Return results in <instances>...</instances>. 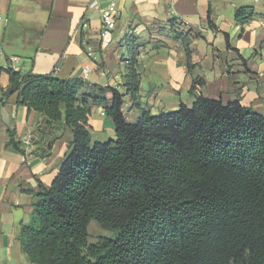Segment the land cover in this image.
Wrapping results in <instances>:
<instances>
[{
	"label": "trees",
	"instance_id": "1",
	"mask_svg": "<svg viewBox=\"0 0 264 264\" xmlns=\"http://www.w3.org/2000/svg\"><path fill=\"white\" fill-rule=\"evenodd\" d=\"M257 16L239 7L237 21ZM193 67L191 30L171 21ZM133 36V35H132ZM130 36L125 85L138 103L140 45ZM18 103L74 138L51 186L41 185L20 238L35 264H264V115L239 100L198 94L173 112L123 111L125 93L81 78L7 69ZM204 84L202 78L193 81ZM112 97L107 96V91ZM89 98L92 99L89 102ZM103 105L116 138L92 142L89 116ZM140 106V105H139ZM49 138L43 154L51 149ZM10 145L20 148L15 133ZM98 222L113 236L90 242Z\"/></svg>",
	"mask_w": 264,
	"mask_h": 264
},
{
	"label": "crops",
	"instance_id": "2",
	"mask_svg": "<svg viewBox=\"0 0 264 264\" xmlns=\"http://www.w3.org/2000/svg\"><path fill=\"white\" fill-rule=\"evenodd\" d=\"M90 1L0 0V264H35L23 247L21 229L31 222L37 192L52 185L74 138L64 125L50 134L43 115L18 103V93L4 95L13 57H19L16 67L24 73L118 89L125 93L123 111L131 122L142 108L157 114L191 107L198 94L239 100L264 115V0H115L116 24L106 39L101 11L89 8ZM111 1L101 0L100 7ZM239 7H254L257 16L241 23ZM173 19L192 31L191 69L183 44L170 32ZM132 35L140 45V106L133 105L125 85ZM196 78L204 84L191 89ZM89 124L92 142L116 138L103 105L93 107ZM11 132L20 148L9 144ZM55 136L43 154L45 141Z\"/></svg>",
	"mask_w": 264,
	"mask_h": 264
},
{
	"label": "built area",
	"instance_id": "3",
	"mask_svg": "<svg viewBox=\"0 0 264 264\" xmlns=\"http://www.w3.org/2000/svg\"><path fill=\"white\" fill-rule=\"evenodd\" d=\"M101 0H91L89 3V8L99 9L102 16V25H101V36L107 38L113 31L116 24V16L118 13V6L115 0H112L107 6L100 7ZM1 18V15H0ZM89 55H92V52H89ZM19 57H13L11 59L12 68L18 70L16 64L19 62ZM89 69L84 70L85 75L88 73Z\"/></svg>",
	"mask_w": 264,
	"mask_h": 264
},
{
	"label": "rangeland",
	"instance_id": "4",
	"mask_svg": "<svg viewBox=\"0 0 264 264\" xmlns=\"http://www.w3.org/2000/svg\"><path fill=\"white\" fill-rule=\"evenodd\" d=\"M111 94V93H110ZM112 95V94H111ZM90 242H96L100 236H113V232L104 229L98 222L92 221L89 225Z\"/></svg>",
	"mask_w": 264,
	"mask_h": 264
}]
</instances>
